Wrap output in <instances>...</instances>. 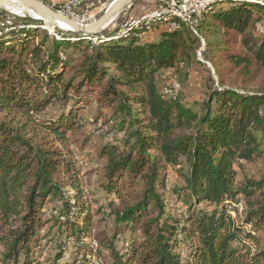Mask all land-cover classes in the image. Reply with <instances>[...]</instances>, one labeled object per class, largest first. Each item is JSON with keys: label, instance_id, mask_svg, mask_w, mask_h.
I'll return each mask as SVG.
<instances>
[{"label": "trees", "instance_id": "16d2710c", "mask_svg": "<svg viewBox=\"0 0 264 264\" xmlns=\"http://www.w3.org/2000/svg\"><path fill=\"white\" fill-rule=\"evenodd\" d=\"M261 12L256 0H214L193 23L210 50L233 48L220 76L252 82L264 70ZM15 18L0 34V264H38L41 241L50 244L53 233L42 234L45 224L74 243L64 264H102L100 246L111 264H264V174L242 171L264 155L262 88L216 86L194 104L166 93L170 85L161 89L163 72L198 60L200 37L180 20L156 40L132 28L97 33L93 43V35L50 34L37 27L41 21ZM90 99L94 121L110 112L105 122L123 135L97 152L104 159L100 186L118 202L103 211L130 231L119 249V231L111 239L93 235L94 214L66 145ZM168 169L176 174L171 186ZM174 193L188 197L186 212L175 211ZM58 203L43 219L45 206ZM56 248L53 264H60L66 242Z\"/></svg>", "mask_w": 264, "mask_h": 264}, {"label": "rangeland", "instance_id": "374dc122", "mask_svg": "<svg viewBox=\"0 0 264 264\" xmlns=\"http://www.w3.org/2000/svg\"><path fill=\"white\" fill-rule=\"evenodd\" d=\"M39 1L68 18H72L82 24H88L96 20L104 12L112 0H82L81 3L75 2V5L68 4L70 0ZM256 1L264 4V0ZM213 2L214 0L210 1V4ZM157 4L158 0H131L130 4L126 6L116 16V18L98 34L106 35L107 33L118 31V29L121 28V26L128 20L130 16L129 12L134 6H140L143 8L146 5H152L151 8H153ZM140 11L142 12L143 10ZM261 13H263L261 20L256 24L259 32L264 30V12ZM15 17H28L41 21V24L37 25V27L43 29L46 28L48 33L52 32V34H56L57 29L51 25H48L43 20L36 19L32 15L26 16L22 13H15L3 7H0V34L14 27L17 21ZM33 26L34 25L28 26V28H33ZM157 27L158 26L140 38L147 40L158 39L160 33H155ZM166 29H168V26H166ZM192 31L198 37H200L201 46L196 50V58L198 60L191 63L189 68L181 70V72L178 73L176 72V74H173L170 71L163 72V78L160 84L161 89L174 83L176 86L175 91L180 100L190 104L205 100L210 90L216 86L229 87L240 93L252 92L260 88L264 90V70L261 71L256 79L252 82L243 79V77L237 73L220 76L219 70L222 68V66L226 65L224 57L226 53L230 52L229 49L233 51V48H231L230 45H225L226 48L222 47V49H224L222 51H218L217 49L210 50L205 44L207 42L201 38V35L196 30L195 26L192 28ZM94 37L95 34L93 37H91V39ZM223 41L225 42V37H221L219 43L221 44ZM53 109L54 108H50V113H54L55 109ZM97 113V106L94 100L90 99L86 104H83L79 112L82 127L79 130L66 133V145L68 151L73 154V159L76 162V167L78 170V179L81 182L83 193L85 194V198L88 200L92 214H94L92 218V224L94 227L93 235L99 234L100 237L105 236L106 239H111L114 232L119 231L114 242L117 249H119L123 241L129 238L130 231H125L121 224H116L112 214L110 215L103 211L104 208L112 209L118 204V202L113 196L110 195L108 197L100 186V183L104 181V159L98 157L97 152L102 144L120 142V139L123 137V135L122 133H117L114 129H112V127H109L107 122H105L110 112H107V116L101 117L97 122H95L94 119L97 117ZM258 135L260 134L258 133ZM262 140V146L264 147V137ZM242 171L247 175H253L256 177L264 174V155L256 156L250 162H244ZM240 174L241 172L239 171V179L242 178ZM175 175L176 174L173 169L167 170L166 183L168 186L176 183ZM67 188L70 189V185H68ZM70 195H73L72 191H70ZM172 197L175 198L172 206L175 208L177 213L179 211L186 212L189 209L188 197L186 195L178 197L177 194L174 193L172 194ZM204 207H206V204L198 205V208ZM45 209L46 210L43 219L46 220L50 218L52 212L55 214L61 209V203L56 205L48 204L45 206ZM51 210L53 211L51 212ZM49 230L50 232H48ZM51 232L53 233L51 235L50 244H45L46 237H43L41 241L42 252L38 256V264H53L54 256L57 252L56 245L58 243L63 244L64 242H66L67 251L64 253L60 264L71 261V254H73L74 251L73 241L70 239L66 240V234L57 231L54 226L51 227L50 224H45L42 234L45 235V233L49 234ZM93 247L96 248L95 243H93ZM100 253L102 264H111V255L105 246H100ZM92 260L93 262L95 261V264H100L99 260L95 258Z\"/></svg>", "mask_w": 264, "mask_h": 264}, {"label": "bare ground", "instance_id": "6f19581e", "mask_svg": "<svg viewBox=\"0 0 264 264\" xmlns=\"http://www.w3.org/2000/svg\"><path fill=\"white\" fill-rule=\"evenodd\" d=\"M210 1L212 0H197V4H200L198 12H197V19L201 16V14L204 11L210 9V5H211ZM3 6L7 8L8 10L15 12V13L32 15L36 19H42L41 18L42 16L38 15L37 13H35L34 11L30 9L25 8L24 6L18 4L17 2L13 0H7L3 2ZM171 18L172 20L168 22V19H171ZM179 20L186 23L191 29L193 28L194 21L192 18H189L187 16V14L184 12V9L180 7H171L170 10H159L156 12H146V15L139 18V20L125 22V24H123L119 30L121 31V33L127 34V31H129L132 28H136L140 30L139 36H141L147 31H150L155 25L160 24V23L163 24L164 21H167L169 26L178 27ZM46 23L53 27H54L53 24H56V25L58 24L61 27L64 26L60 22L51 23L47 21ZM93 41L96 42V39L94 38ZM175 90H176V86L174 83L170 85L168 88L164 89V91L168 94H172L173 92H176Z\"/></svg>", "mask_w": 264, "mask_h": 264}, {"label": "water", "instance_id": "95a60500", "mask_svg": "<svg viewBox=\"0 0 264 264\" xmlns=\"http://www.w3.org/2000/svg\"><path fill=\"white\" fill-rule=\"evenodd\" d=\"M7 0H0V7H3V2ZM18 4L24 6L27 9H30L42 16L41 20L44 22L48 21L51 23L60 22L64 26L61 27L58 24H53L56 29H60L63 31H70L76 33H82L84 35H94L99 33L104 28H106L115 18L116 16L130 4L131 0H112L104 12L94 21L88 24H82L72 18H68L52 8L48 7L44 3L39 0H13ZM7 9V8H6ZM26 16H30L27 14H23ZM46 29V28H45ZM52 34V32H50Z\"/></svg>", "mask_w": 264, "mask_h": 264}, {"label": "built area", "instance_id": "2783aa9c", "mask_svg": "<svg viewBox=\"0 0 264 264\" xmlns=\"http://www.w3.org/2000/svg\"><path fill=\"white\" fill-rule=\"evenodd\" d=\"M75 2L81 3L82 0H70L68 4L75 5ZM199 5L200 4H197V0H158V4L155 7L147 11H144L143 13L139 15L129 16L126 22L139 20V18L146 15V12H156L159 10H170L171 7H180L184 9V12L187 14V16L189 18H192L193 21L196 22ZM176 28L177 26H168V29H176ZM143 35H141L140 37H142Z\"/></svg>", "mask_w": 264, "mask_h": 264}, {"label": "crops", "instance_id": "0c3cea01", "mask_svg": "<svg viewBox=\"0 0 264 264\" xmlns=\"http://www.w3.org/2000/svg\"><path fill=\"white\" fill-rule=\"evenodd\" d=\"M152 7V5H146V6H144L143 8H141L140 6H134L132 9H131V11L129 12V15L130 16H136V15H139V14H141V13H143L144 11H146V10H149V8H151ZM140 10H143L142 12L140 11ZM156 26H158L157 28H156V32L155 33H161L162 31H164V30H166V26H168V24L167 23H160V24H157V25H155L152 29H151V31L156 27ZM167 30H169V29H167ZM151 31H148V32H146V33H149V32H151ZM146 33H144V34H146ZM151 36H154V35H151ZM147 40V39H146ZM150 40H152V39H150Z\"/></svg>", "mask_w": 264, "mask_h": 264}]
</instances>
